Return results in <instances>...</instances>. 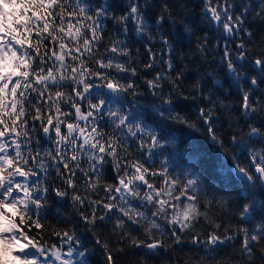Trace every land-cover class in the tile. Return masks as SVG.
<instances>
[{
  "label": "trees",
  "instance_id": "obj_1",
  "mask_svg": "<svg viewBox=\"0 0 264 264\" xmlns=\"http://www.w3.org/2000/svg\"><path fill=\"white\" fill-rule=\"evenodd\" d=\"M137 2L143 6L146 0H137ZM205 2L206 0H147L151 6L142 8L145 31L138 33L135 31L134 21L128 20L124 24H120L115 20V17L128 11V0H82V3L89 9L87 15H94L95 8L101 5H108L110 13L107 17L100 18V31L103 38L93 48V52L96 53L94 58L103 56L105 62L112 59L114 63L124 64L129 69L126 72L118 73L114 68L102 71H108L110 76L119 80L121 84L132 83L134 85L133 89L119 94V103L106 106L104 112L96 117L95 126L105 134L101 142H104L108 136L120 135L115 130L113 121L107 115L109 107L113 111L119 108L121 112H131L133 115L141 113L143 115L142 123L151 125L159 132L160 120L155 115V109L163 110L162 101L171 95L173 115L178 114L189 122L195 123L196 127L189 128L174 119L166 120L165 124L171 135L162 137L161 145L155 148L151 147V141L146 134L138 133L136 137L125 135L120 140L124 147L118 149L122 164L120 174H123V161L139 160L149 168L150 172L159 173L161 169L166 168L168 178L179 182L175 194H178V189L182 184L189 179H195L198 187V206L202 213L207 212L208 219L205 220L201 216L194 229L184 232L177 231L180 242L176 243L170 235L171 226L167 224V221L152 216V212L156 210L153 204L147 201L142 202L139 198L126 194V199L132 207L145 212L150 219H157L164 229L165 235L162 239L165 247L153 254H146L143 248L131 246V238L144 239L143 227L133 224L118 209L105 215L103 221L97 220L94 225L86 223L80 213L84 212L86 215H90L91 208L87 201L83 206L75 203L72 199L73 191L82 197H90L92 200H102L107 203L108 194L105 192L104 186L118 183L112 158L105 157L106 162L99 172L100 182L93 190L89 185L96 181L97 174L90 171L89 155L91 153L85 150L77 151L80 169L88 172V176L77 169L74 177L75 189L69 188L56 170L59 167L60 172L66 177L68 172L64 170L63 165L56 164L50 157L44 156L45 150H53V155H55L54 149L57 145L54 142L56 139L54 131L49 134L51 136L49 139L40 127L41 122L31 119L35 115L32 104L41 106L45 116L55 115V109L51 108L50 110L51 101L44 102L47 96L43 100H39L37 94L32 93L25 102L27 115L24 117L29 121L27 130L31 143L25 144L26 138L22 136L17 139L21 142L25 156L29 155V149L32 150V154H35L39 148L41 157L46 162L45 168H37L30 161L29 166L37 172V175L30 177L28 182L30 186L38 184L39 187H47L48 191L41 193L43 207L39 209L40 223L44 225V228L40 230L33 226L27 233L29 238H34L46 249L56 245L64 254L67 253L71 245L76 249L72 257L75 264H79L81 259L78 256L79 252H85L87 264H106L105 251L101 246L103 243L108 244L109 250L113 254L114 264H141L142 261L143 264H264V258L261 257L264 239L259 244L253 245L254 255L249 260L240 251L243 233L236 234L235 231L237 228H247L249 234H252L254 231L259 232L260 228L264 227V211L260 208V203L264 202V187L259 180L254 182L253 187L246 186L233 173L234 165L239 164L241 167L248 168L254 176L256 175L251 162V152L264 149V141L259 137L249 138L246 134L249 131V125L264 131V111L250 113L248 116L244 115L242 93L250 86L249 81L241 79L237 83L233 74L230 75L226 62L222 59L224 47L227 44L233 54L231 58L238 69L246 73L248 77L257 74L258 69L252 62L258 57L264 58V11H262L264 0H230L235 5L236 14L242 11L243 5H247L249 8L244 16L241 30L230 36L224 32L222 25H217L214 21L209 23L204 19ZM215 3L216 0H212V4L215 5ZM165 6L167 7L165 8ZM66 8L68 11L76 10L78 12L77 0H68ZM7 11H12L11 6ZM161 15H164L165 19L157 24V19ZM76 19H84V17H74L73 23ZM56 22L59 23V20ZM88 23L92 22L85 20V24ZM245 30L250 31L252 35L249 36ZM87 34L90 36V31ZM161 37L166 38L169 44L166 45ZM35 40L36 36L33 33L32 41L35 42ZM242 41L246 49V58L236 60L237 46ZM66 42L70 47L75 45V42ZM80 43L82 45L83 41L81 40ZM45 44L49 48H57L49 40H45ZM114 44L119 49H126L128 54L122 55L120 52L106 51ZM202 44H205V47L201 51L199 46ZM44 51L45 49L42 47L41 53ZM74 54L76 53L74 52ZM87 55H85V59H87ZM66 60L68 64L77 63L73 62L71 57H67ZM169 61L172 65L171 68L168 66ZM148 64H151L152 67H146ZM53 65L59 67V62H55L54 59L48 61L45 69L53 67ZM38 66H40L39 62L34 65V68ZM89 67L98 68L91 62ZM131 69L136 70L134 75ZM158 73L160 74L159 88L153 89L147 81L154 80ZM92 81L99 82L95 77L92 78ZM172 81H175L178 91L173 90ZM76 87L79 89L82 88V85ZM260 88L264 89V84H261ZM57 90L72 94L71 87L68 85L59 89L55 87L50 89L53 94ZM249 99L258 107L264 105V93L260 91H254ZM77 100L82 111H87L88 100L81 101L79 98ZM92 102L95 103L96 99H93ZM60 107L62 113H72L69 117L61 115V119L65 123L77 122L74 114L75 109L70 104H65L62 101ZM201 108L213 110L212 126L216 135L223 141V148L210 139L207 126L199 117ZM129 122H131V117ZM79 123L81 127L87 123L86 132L91 131V119L88 122L79 121ZM33 124L35 130L32 128ZM9 125L11 126L10 121ZM66 131V127L62 125V133H66ZM233 135L242 137V142L238 139L234 144ZM163 140H172V142L163 143ZM142 141L144 147L141 149ZM9 143H11V138H9ZM79 143H82V138L77 141V144ZM61 147L63 148V146ZM72 147V145H68L66 158L70 155ZM87 148L86 145L85 149ZM9 151L12 152V149ZM94 162L92 161V163ZM131 172L132 169H129V174ZM23 179L16 177L17 182ZM148 179L150 183L159 188L164 177L158 174L154 177L149 176ZM56 189L67 191L68 195L59 197L56 195ZM139 191L140 196H143L148 189L146 186H141ZM191 194L190 190L189 195ZM245 194L248 195V199L244 198ZM112 195L117 197L113 203L126 206L123 201L119 200V194L113 192ZM253 197L257 201L255 211L247 218L239 217L237 213L242 205L248 203ZM185 199V197H181V202ZM171 211L169 209V214ZM104 214L105 210L102 205L96 206V215ZM118 219L124 221L123 227H117ZM209 221L222 225L221 229L217 230V234L223 235L224 226H228L230 228L228 234H235V238L224 244L207 246L205 238L212 231ZM17 222L19 223V221ZM142 223L146 224L147 221H142ZM54 231L74 233L80 243L77 245L75 241H71L62 244L61 240L66 238L53 235ZM125 232L128 233V236L121 240ZM197 233L200 234L198 237L200 243L193 242V236ZM156 235L159 236V233ZM97 238L101 244L96 243ZM120 248L123 251H118ZM67 258L65 255V259Z\"/></svg>",
  "mask_w": 264,
  "mask_h": 264
},
{
  "label": "snow or ice",
  "instance_id": "obj_2",
  "mask_svg": "<svg viewBox=\"0 0 264 264\" xmlns=\"http://www.w3.org/2000/svg\"><path fill=\"white\" fill-rule=\"evenodd\" d=\"M67 3L68 0H63V2L62 0H0V125H2L0 127V264H56V262H59V264H75L72 257L76 249L71 245L67 253L64 254L56 245L46 249L34 238H29L27 234L33 226L40 230L44 228V225L40 223L39 209L43 207L41 193L48 191L47 187H39L38 184L30 186L28 182L30 177L37 175V172L29 166L30 161L37 168H45L46 162L41 157L39 148L35 154H32V150L29 149V155L25 156L21 142L17 139L22 136L26 138L24 140L25 144L31 143L29 131L27 130L29 121L24 117L27 115L25 102L32 93H36L39 100H43L47 96L44 102L51 101L49 108L50 110L51 108L55 109V115L45 116L41 106L32 104L35 115L31 119L41 122L40 127L49 139H51L49 134L54 131L56 137L54 142L57 145L54 149L55 155H53V150H45L44 156L50 157L56 164L63 165L64 170L68 172L66 177L60 172L59 167L56 170L69 188L75 189L74 177L77 169L88 176V172L80 169L78 156L76 155L77 151L85 150L91 153L89 155L90 171L97 174L96 181L89 185L93 190L100 182L99 172L106 162L105 157L112 158L118 183L104 186V190L108 194L107 203L102 200H92L90 197H82L73 191L72 199L75 203L83 206L87 201L88 206L91 208L90 215H86L84 212L80 213L81 218L86 223L94 225L97 220L103 221L105 215L118 209L133 224L143 227L144 239L131 238V246L143 248L146 254H153L165 247L162 239L165 235L164 229L157 222V219H150L145 212L132 207L126 199V194L137 197L142 202L147 201L153 204L156 210L152 212V216L167 221V224L171 226L170 235L176 243L180 242L177 231L184 232L194 229L198 218L201 216L205 220L208 219L207 212L202 213L198 206V187L195 179H189L182 184L178 189V194H175L179 182L168 178L166 168L161 169L159 173L150 172L149 168L145 167L139 160L123 161V174H120L122 164L118 149L124 147L120 140L125 135L136 137L138 133L146 134L151 141V147L155 148L161 145L162 137L171 135L165 124L166 120H177L189 128H195L196 124L189 122L178 114L173 115V99L170 95L169 98L162 101L163 110L160 108L155 109V115L160 120L159 132L151 125L142 123L143 115L141 113L133 115L131 112L123 113L119 108L113 111L109 107L107 115L113 121L114 128L120 135L108 136L104 142H101L105 134L95 126L96 117L104 112L106 106L119 103V94L128 92L134 88V85L132 83L121 84L119 80L110 76L108 71H102L114 68L118 73L126 72L129 69L124 64L114 63L112 59L105 62L103 56L94 58L96 53L93 52V48L103 38L100 31V18L107 17L110 14L108 5L96 7L94 15H87L89 9L87 5L82 3V0H77L78 12L76 10L68 11L66 8ZM10 6L12 11H7ZM150 6L147 0L143 6L137 0H128V11L119 17H115V20L120 24L132 20L135 24V31L142 33L145 31L142 8ZM234 9L235 5L230 0H216L215 5L212 4V0H206L204 19L209 23L214 21L217 25H222L224 32L230 36L241 30L244 16L249 11L247 5L242 6V11L239 14H236ZM74 17H84V19H76L73 23ZM164 19V15L159 16L157 24H160ZM57 20H59V23L56 22ZM85 20L92 23L85 24ZM88 31L91 33L90 36L87 34ZM33 33L36 36L35 42L32 41ZM247 34L252 35L250 31H247ZM161 39L166 45L169 44L166 38L161 37ZM45 40H49L50 43L56 45L58 50L57 48H49L45 44ZM81 40L83 41L82 45ZM66 41L75 42L74 47H70ZM42 47L45 49L43 53H41ZM199 47L202 51L205 44ZM237 50L236 60H244L246 49L243 41L237 46ZM106 51L120 52L122 55L128 54L126 49H119L115 44ZM149 51L151 52V49ZM49 53L51 54L49 55ZM86 54H88L87 59L84 58ZM232 55L227 44H225L222 59L226 62L228 71L233 74V78L237 83L241 79H246L250 84L248 89L242 93L244 115L248 116L250 113L264 111V105L258 107L257 104L251 103L249 99L254 91L264 93V89L260 88V85L264 84V58L258 57L252 62L258 72L256 75L248 77L246 73L238 69L231 58ZM67 57H71V60L77 63L68 64ZM53 59L55 62H59V67L53 65V67L45 69L48 61ZM37 62L40 66L34 68ZM90 62L96 64L98 68H90ZM168 66L169 68L172 66L170 61ZM146 67H152V65L148 64ZM131 71L134 75L136 70L131 69ZM93 77L99 82L94 83L92 81ZM159 79L160 74L158 73L154 80H149L147 83L151 88L156 89L159 88ZM172 83L173 90L178 91L175 81H172ZM65 85L71 87L72 94L60 90L55 91L53 94L50 91L53 87L59 89ZM77 85H82V88L78 89ZM105 89L107 91H104ZM77 98L81 101L88 100L87 111H82ZM93 99H96L95 103L92 102ZM62 101L65 104H70L75 109L76 123H65L61 119V115L64 117L72 115V113L61 112L60 104ZM130 117L131 122H129ZM199 117L207 126L210 139L223 148V141L216 135L212 126L213 110L201 108ZM90 119L92 122L91 131L86 132L88 124L86 123L84 127H81L79 121L88 122ZM62 125L67 129L66 133H62ZM32 128L35 130L34 124ZM77 133L78 135H76ZM246 135L249 138L259 137L264 141V131L261 128L249 125V131ZM9 138H11V143H9ZM81 138L82 143L77 144V141ZM238 139L242 142V137L232 136L234 144ZM171 142L172 140H163V143ZM68 145L73 147L70 155L66 158ZM86 145L88 146L87 149H85ZM143 147L144 143L142 141L140 148ZM9 149H12V152ZM92 161L95 162L92 163ZM251 162L255 173L258 175L254 176L248 168L241 167L239 164L234 165V171L246 186L253 187L256 180L264 184V149L260 151L252 150ZM129 169H132L131 174H129ZM158 174L164 177L159 188L150 183L148 179L149 176L154 177ZM16 177L24 179L17 182ZM141 186H146L148 189L143 196H140L139 189ZM190 190L191 195H189ZM55 191L59 197L68 195L67 191H60L59 189ZM113 192L119 194V200L123 201L126 206L113 203L117 199L115 195H112ZM20 193H23V195H20ZM181 197L186 199L181 202ZM244 198L248 199V195L245 194ZM181 203L183 204L182 207ZM99 205H102L105 210L104 215H96V206ZM256 206L257 201L253 197L248 203L242 205L237 214L241 218H247L255 211ZM260 208L264 211V202L260 203ZM169 209L172 210L170 214ZM142 221H147V223L143 224ZM209 223L212 231L205 238L207 246H217L235 238V234H228L230 230L228 226H224V234L219 235L217 230L221 229L222 225L213 221H209ZM123 225L124 221L118 219L117 227H123ZM235 231L236 234L243 233L240 251L251 260L254 255L253 245L259 244L264 239V227H261L259 232L254 231L252 234H249L247 228H237ZM156 233H159V236ZM53 235L66 238L61 240L62 244L71 241H75L77 245L80 243L75 234H69L68 231H54ZM199 235L197 233L193 236L194 243L201 242L198 239ZM127 236L128 233L125 232L121 240ZM96 243L101 244L99 238H97ZM101 246L105 251L106 264H114L113 254L109 250L108 244L103 243ZM118 251H123V249L120 248ZM65 255L68 257L67 259H65ZM78 256L81 258L79 264H87L85 252H79ZM261 257L264 258V249H261ZM141 264H143V261Z\"/></svg>",
  "mask_w": 264,
  "mask_h": 264
},
{
  "label": "water",
  "instance_id": "obj_3",
  "mask_svg": "<svg viewBox=\"0 0 264 264\" xmlns=\"http://www.w3.org/2000/svg\"><path fill=\"white\" fill-rule=\"evenodd\" d=\"M232 73H230V75H231ZM233 173H234V175L237 177V178H239L240 179V177H239V175L233 170ZM254 173H255V170H254ZM256 174V173H255ZM256 175H258V174H256ZM262 184V183H261ZM262 186L264 187V184H262Z\"/></svg>",
  "mask_w": 264,
  "mask_h": 264
},
{
  "label": "rangeland",
  "instance_id": "obj_4",
  "mask_svg": "<svg viewBox=\"0 0 264 264\" xmlns=\"http://www.w3.org/2000/svg\"><path fill=\"white\" fill-rule=\"evenodd\" d=\"M23 243V241H21Z\"/></svg>",
  "mask_w": 264,
  "mask_h": 264
},
{
  "label": "bare ground",
  "instance_id": "obj_5",
  "mask_svg": "<svg viewBox=\"0 0 264 264\" xmlns=\"http://www.w3.org/2000/svg\"><path fill=\"white\" fill-rule=\"evenodd\" d=\"M22 243V242H21Z\"/></svg>",
  "mask_w": 264,
  "mask_h": 264
}]
</instances>
